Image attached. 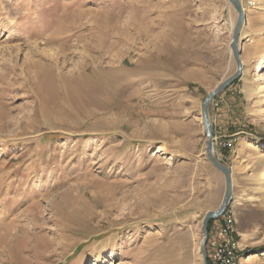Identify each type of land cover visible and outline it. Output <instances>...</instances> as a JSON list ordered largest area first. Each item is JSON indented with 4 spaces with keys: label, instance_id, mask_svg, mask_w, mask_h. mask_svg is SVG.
<instances>
[{
    "label": "rangeland",
    "instance_id": "rangeland-1",
    "mask_svg": "<svg viewBox=\"0 0 264 264\" xmlns=\"http://www.w3.org/2000/svg\"><path fill=\"white\" fill-rule=\"evenodd\" d=\"M239 2L242 73L208 110L211 126L215 113L240 136L221 153L236 138L212 134L231 171L239 264H264V89L246 95L264 61V0ZM236 19L228 0H0V264H203L202 219L224 177L201 154L199 113L235 69ZM38 59L64 77L85 63L114 69L116 96L44 116Z\"/></svg>",
    "mask_w": 264,
    "mask_h": 264
},
{
    "label": "bare ground",
    "instance_id": "bare-ground-1",
    "mask_svg": "<svg viewBox=\"0 0 264 264\" xmlns=\"http://www.w3.org/2000/svg\"><path fill=\"white\" fill-rule=\"evenodd\" d=\"M241 6L243 7L242 4ZM245 22H247V16L245 18L244 23ZM113 30L114 27L112 28V31ZM33 43L35 42H31L29 44H33ZM66 46L67 45L65 44L64 46L61 47L68 48ZM19 47L20 46L16 45V48ZM27 50H29V52L34 51V53L37 54L41 53L44 58H46L45 56L49 58H54L56 54V52L53 51L52 48H48V47L32 48L31 46H28ZM240 58H241V47H240ZM40 62L41 61L39 59L38 61H34V60L30 61V63L33 66H36L39 69L38 79L33 85L37 87L39 90L37 94L39 100V108H40V112H42V115L44 116H52L58 114V116L56 117L58 118L57 120L63 121L64 119H60V117L66 118L68 114L70 115L73 113L72 111H74V109L72 108L69 109L70 107L80 108V106H82L83 109L84 106L86 107L85 103H87V108L89 107L88 106L89 103L93 104L95 107H99L104 101H106L105 100L106 96L108 97L110 94L112 95L114 94L113 97L116 96L115 94L118 91V86L116 84V78L114 77L115 75H117L114 69L105 70L99 67L98 64L96 63L94 64L91 63L90 65H92V67L85 63V64H81V67H79L80 68L79 72L75 73L74 72V70L76 69L75 68L69 72L70 77H64L62 75L63 73L61 72L63 70L62 69L63 66L54 65L52 61H46L44 63H40ZM263 70H264V61L261 65H259L257 72L255 74L256 86L254 88V91L246 90L247 91L246 95L248 97H251V95L257 90L264 89ZM66 104L68 105V107L63 108L65 107ZM3 113L5 112H2V110H0V114L3 115ZM261 114H264V107L261 108ZM256 144L258 143H253L250 145L253 146L254 148H257ZM261 156H264V150L263 152H261ZM259 184H261V186H264V172L262 174ZM219 220H220L219 224H221L222 222L221 218H219ZM250 259L251 258L242 260L241 263L252 262L253 260Z\"/></svg>",
    "mask_w": 264,
    "mask_h": 264
},
{
    "label": "water",
    "instance_id": "water-1",
    "mask_svg": "<svg viewBox=\"0 0 264 264\" xmlns=\"http://www.w3.org/2000/svg\"><path fill=\"white\" fill-rule=\"evenodd\" d=\"M228 1L237 11V19L232 30L231 42H230L231 53L235 61V70L228 78H226L216 88L210 91L201 102V119H202L203 131L205 134L204 153L207 160L217 170H219L224 177V193L219 206L216 209L207 211L202 219V225H201L202 239L200 243V253L202 256L203 264H208L207 253H206V242L208 239V222L211 219H215L219 217L224 212V210L226 209L232 198L231 171L227 166L222 164L215 156L212 127H211V121L209 118V110H208L209 104L214 99V97L218 95L222 90L227 88L230 84H232L235 80H237L240 77L243 68V64L240 58L239 43H240V31L244 24L246 14L239 0H228Z\"/></svg>",
    "mask_w": 264,
    "mask_h": 264
},
{
    "label": "built area",
    "instance_id": "built-area-1",
    "mask_svg": "<svg viewBox=\"0 0 264 264\" xmlns=\"http://www.w3.org/2000/svg\"><path fill=\"white\" fill-rule=\"evenodd\" d=\"M236 139L226 138L222 140V148L232 151L234 149ZM222 222L217 228L216 236L207 242L211 253L208 254L212 264H239L240 263V244L238 240V229L236 219L230 208H226L225 212L220 216Z\"/></svg>",
    "mask_w": 264,
    "mask_h": 264
},
{
    "label": "crops",
    "instance_id": "crops-1",
    "mask_svg": "<svg viewBox=\"0 0 264 264\" xmlns=\"http://www.w3.org/2000/svg\"><path fill=\"white\" fill-rule=\"evenodd\" d=\"M233 61H234V59H233V56L231 55V64H233ZM234 65H235V61H234ZM235 70V69H234ZM233 70V71H234ZM233 73V72H232ZM231 85V84H230ZM217 86V85H216ZM215 86V87H216ZM199 116H201V106H200V113H199ZM212 116H214V119L212 120L213 122H212V134H213V136H215V137H217V138H222V137H227V136H232V135H234L235 136V138H236V144H238V142H240L239 141V137L240 136H238V133H227L224 129H221L220 128V123H221V120H217L216 118H217V116H216V114L215 113H213V115ZM218 146H217V151L218 152H226L227 153V151H226V149H224V148H222V146H219V144H217ZM205 148V147H204ZM201 154H203V156H205V153H201ZM203 158H206V156L205 157H203ZM227 158V157H226ZM206 160H207V158H206Z\"/></svg>",
    "mask_w": 264,
    "mask_h": 264
},
{
    "label": "trees",
    "instance_id": "trees-1",
    "mask_svg": "<svg viewBox=\"0 0 264 264\" xmlns=\"http://www.w3.org/2000/svg\"><path fill=\"white\" fill-rule=\"evenodd\" d=\"M235 81H236V80H235ZM235 81H234V82H235ZM211 222H212V219H211V220H209V222H208V231H209V226H210ZM208 263H209V264H211V262H210V260H209V259H208Z\"/></svg>",
    "mask_w": 264,
    "mask_h": 264
}]
</instances>
